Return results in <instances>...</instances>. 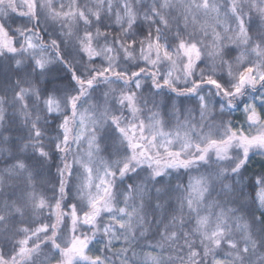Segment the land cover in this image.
I'll return each mask as SVG.
<instances>
[{"label": "snow or ice", "instance_id": "1", "mask_svg": "<svg viewBox=\"0 0 264 264\" xmlns=\"http://www.w3.org/2000/svg\"><path fill=\"white\" fill-rule=\"evenodd\" d=\"M0 264H264V0H0Z\"/></svg>", "mask_w": 264, "mask_h": 264}]
</instances>
